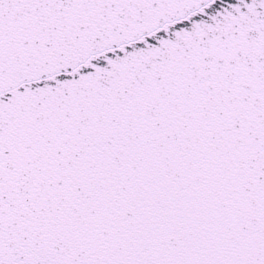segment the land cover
<instances>
[{
	"label": "snow or ice",
	"instance_id": "1",
	"mask_svg": "<svg viewBox=\"0 0 264 264\" xmlns=\"http://www.w3.org/2000/svg\"><path fill=\"white\" fill-rule=\"evenodd\" d=\"M0 264H264V0H0Z\"/></svg>",
	"mask_w": 264,
	"mask_h": 264
}]
</instances>
